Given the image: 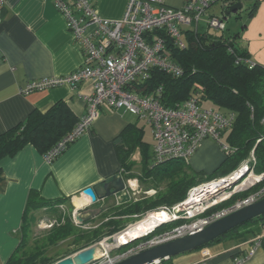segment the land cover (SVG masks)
I'll list each match as a JSON object with an SVG mask.
<instances>
[{
  "label": "crops",
  "instance_id": "crops-1",
  "mask_svg": "<svg viewBox=\"0 0 264 264\" xmlns=\"http://www.w3.org/2000/svg\"><path fill=\"white\" fill-rule=\"evenodd\" d=\"M255 1L258 7L254 16L247 17L240 30L231 36L236 38L242 53L256 65L264 67V0H245L242 4L243 9H248ZM91 2L102 18L120 20L126 13L129 0ZM183 3L184 0H166V5L174 9L181 8ZM214 8H217L216 11ZM223 10L222 2L216 3L208 11V16L219 17ZM83 65L80 44L51 0H8L6 7L0 10V135L25 124L33 112L46 114L59 103L66 104L78 121L84 117L87 113L85 98L93 94L91 82L81 83L76 88L63 86L26 96L21 94L31 81L65 77ZM128 127L134 128V137L138 135L141 143L127 161L128 165L124 166L119 147L124 145L127 150V143H123L121 136ZM150 136L153 139L152 130ZM152 141L153 145L146 142V128L142 120L123 110L103 107L92 127L55 162L48 164L44 155L31 145L25 146L13 157L2 159L0 264H6L20 245L22 220L31 191L39 192L50 201L68 198L69 202L59 208L70 207L73 210L71 221L81 229L92 223L84 225L86 221L97 217L93 216L94 208L101 207L110 198L114 197L117 201L123 198L122 204L150 200L149 192L154 190L155 182L146 179L144 174L154 164V139ZM226 159L216 142L208 139L190 159L189 167L192 172L217 179L227 176L218 174L222 172L219 170ZM118 174L122 176L126 189L105 198L104 185ZM88 188L95 190L99 202L90 204L89 198L83 195ZM139 192L147 197L141 200L130 198L134 194L137 197ZM74 216L80 219L79 225H76ZM235 236L176 258L172 264H195L202 260L203 251L211 255L207 264H233L235 258L247 254L255 238L236 242ZM245 264H264L263 244Z\"/></svg>",
  "mask_w": 264,
  "mask_h": 264
},
{
  "label": "built area",
  "instance_id": "built-area-1",
  "mask_svg": "<svg viewBox=\"0 0 264 264\" xmlns=\"http://www.w3.org/2000/svg\"><path fill=\"white\" fill-rule=\"evenodd\" d=\"M46 1V0H43ZM55 8L63 15L69 31L79 42L84 65L65 77L43 78L29 82L21 90L26 96L37 91L69 86L76 88L84 82H91L93 94L85 98L87 113L75 127L67 133L46 155L48 164L55 162L68 148L76 143L95 123L103 107L111 110H123L146 122L152 130L154 139L153 167L172 160L189 162L208 139L221 148L226 157L236 153V149L227 144L224 134L230 131L236 114H224L212 108L201 106L199 97H190L175 109L161 104L162 88L155 93L146 94L145 85L153 70H159L174 79L184 76V70L173 59L167 48V39L179 49L188 47L186 35L200 33L204 24L207 32L223 34L226 24L223 19L208 16L210 8L222 0H184L179 9L170 8L166 0H129L127 10L120 20L102 18L95 10L91 0H51ZM8 0H0V10ZM233 54L237 65L254 68L256 64L248 57ZM264 121V120H263ZM253 165L256 164L252 152ZM250 170L242 163L227 176L204 182L192 188L187 198L172 206H162L153 212H147L139 223L151 220L153 216H162L152 229L145 231L138 239L121 244L117 238L128 234L135 228L131 226L114 238L103 239L113 249L105 250L96 256L90 264H119L144 251L159 245L192 236L203 231L211 224L227 217L235 211L253 205L264 199V186L247 197L235 201L230 207L216 209L231 202L239 194L259 187L264 181V173L256 177L254 167ZM249 175V176H248ZM253 184L242 186L250 177ZM154 195L155 192H149ZM90 204H94L91 198ZM133 195V194H132ZM135 198V194L130 196ZM100 199L98 198L97 202ZM118 205L123 202L118 199ZM76 225H79L74 216ZM173 228L157 233L165 227ZM264 235H257L253 246L243 257L234 259L233 264H245L262 247ZM111 243L108 244V242ZM140 241L139 244H131ZM102 243L96 245L102 247ZM104 243V244H105ZM127 248L126 250H124ZM116 253L113 254V252ZM75 255V254H74ZM211 255L203 251L202 260L195 264H207ZM154 264H163L156 262Z\"/></svg>",
  "mask_w": 264,
  "mask_h": 264
},
{
  "label": "trees",
  "instance_id": "trees-1",
  "mask_svg": "<svg viewBox=\"0 0 264 264\" xmlns=\"http://www.w3.org/2000/svg\"><path fill=\"white\" fill-rule=\"evenodd\" d=\"M243 1L245 0H222L224 16L221 19L225 20L227 18L225 12L229 7ZM257 7L258 2L255 1L252 6L246 9L248 17L254 16ZM186 38L189 44L184 50L175 47L167 39V48L174 61L184 70V76L174 79L159 70H153L149 81L145 85L146 94L155 93L157 89L162 88L161 104L170 109H175L190 97L196 96L199 97L200 104L203 107L204 104L209 103L212 105V109L216 111L224 114H236L237 118L233 128L224 134L225 142L235 148L236 153L227 157L219 170L222 172L218 174L228 175L233 172L252 152H254L257 159L254 170L257 174H263L264 67L256 65L254 68H249L235 63L236 57L229 53V48L234 49L235 55L242 57H247V55L240 51L234 36L226 37L224 34L205 31L196 35H188L187 33ZM77 123V118L64 103L57 104L46 114L33 112L25 124L0 135V161L6 157L15 156L27 145L33 146L40 154L46 155ZM133 129V127H128L121 136L123 143L125 141L127 143L126 151L124 145L119 147V154L124 166L128 165L126 164L127 161L136 150L138 143L139 145L141 143L138 135L136 138L134 137L135 132ZM144 177L154 180L155 185L158 186L166 183L165 192L159 194L153 200L128 204L124 208L114 209L109 215L99 216L102 222L92 231H82L81 228H77L72 221L68 220L64 226L50 232L43 243L35 244L36 248L34 247L32 251L29 250V235L32 222L36 220L35 213L44 210L55 211L60 205L67 204L69 199L45 200L39 192L31 191L22 220L20 245L6 264H53V261L47 259L48 250L51 247H57L61 242L70 238H72L71 245L73 249L66 252L61 260L73 256L96 245L104 236H112L121 231L123 223L116 220L117 218L137 216L162 206L172 207L184 201L192 188L214 179L192 172L189 162L181 160H172L147 169ZM1 180L2 173L0 171V182ZM262 184L264 186V181ZM249 192L241 197H247ZM239 197L240 195L236 196L231 202ZM227 203L216 209L225 207L224 205ZM90 222L95 223L96 221L95 219H89L84 225ZM251 224H257L261 229L264 228V215L242 227ZM239 229L241 227L204 248L220 243L229 236L238 233ZM159 231L161 229L157 233ZM249 235H252L250 237L257 236L255 231H248L245 235L241 234L236 239L245 242ZM262 244L264 248V238Z\"/></svg>",
  "mask_w": 264,
  "mask_h": 264
},
{
  "label": "rangeland",
  "instance_id": "rangeland-1",
  "mask_svg": "<svg viewBox=\"0 0 264 264\" xmlns=\"http://www.w3.org/2000/svg\"><path fill=\"white\" fill-rule=\"evenodd\" d=\"M246 7H247V5H246ZM216 9L217 8H214V11H216ZM219 15H220L219 18H223V16H224L221 13H219ZM247 17H248V14H247V11H246L245 8L242 11H240L239 13H237V14H233L232 16L227 17L224 20V22L226 24V31L223 34L225 36H227V37H230L231 34L236 32L237 30H240V28L243 25L244 21L247 20ZM205 31H206V27H204V24H201L200 33H203ZM212 32L216 33L213 30H212ZM204 107L213 108L212 105L209 104V103L204 104ZM132 117L136 118L134 115H132ZM142 124L146 128V142H148L149 144L152 143V145H153V141H152L153 139L150 136L151 128L149 129V126L144 121H142ZM263 124H264V121H263ZM255 159H256V157H255ZM256 162H257V159H256ZM243 163H245V165H247V168L251 171V168H253L255 166V165H253V162H252V153L250 154V156ZM250 171L248 172L249 175L251 174ZM260 175L261 174H257L255 172V170H254V175L253 176L258 177ZM251 184H253V183H251ZM247 186H249V184ZM262 186H263V184L260 185L259 187L257 186L256 188L251 190L249 192V194L256 192ZM154 187H155L154 190H151V191H154L155 194L151 195L150 200H153V199L157 198L159 196V194H163L165 192V190H166L167 184L163 183V184H160V186L155 185ZM144 189H146V187H144ZM243 194H245V193L239 194L240 197L237 198L235 201H237L239 199H242L243 197H241V196ZM239 195H237V196H239ZM145 197H147V196L143 192H139V194L137 195L136 198L138 200H141V198H145ZM133 200H135V198H133ZM130 202H125V204L118 205V202H117L116 198L113 197V198H110V200L108 199V201L104 202L101 207L94 208L93 216H97V217H95V221L96 222L95 223L92 222L91 224H88L87 226H85L83 229H80V230L87 232V231H92V230L96 229L97 226L100 224V222H102L100 220L101 218L99 216H105L107 214L109 215L116 208H124L128 204H134V202L133 203H130ZM234 202L227 203L226 205H224L225 207H223V208L230 207ZM156 210H158V208L154 209V210H149L147 212H153V211H156ZM147 212L139 214L137 216H132V217H129V218H127V217L117 218L116 220H119V221H121L123 223L122 227H121L122 228L121 231L117 232L116 234H114L112 236H108V237L104 236L103 239L114 238L117 235H119V233H122L123 231H125L128 228H130L131 226L132 227L135 226L137 223H139L141 220L144 219V215ZM72 215H73V210L70 207H68V206H65L63 208H59L58 207V208L55 209V211L54 210L53 211L52 210H44V211H41L39 213H35L36 220L32 222L31 229H30V235H29V239H30V241H29V250L32 251L33 248L35 247V244L43 243L45 241L46 237L50 234V232L54 231L56 228H59L60 226H64L67 223L68 220L71 221L72 220L71 219ZM173 226L174 225H170L168 227H165L163 230L159 231L158 233H161V232H163L165 230L171 229V228H173ZM249 228H250L249 231H253V232L255 231L256 234H258V235H261L263 233V231H264L263 228L262 229L259 228V225H257V224H251V225H248L246 227H241V229H239L238 233L231 235V236L236 235L234 237L235 238L234 241L237 240L236 237L239 235V233L245 235L246 231L248 232L247 229H249ZM250 236H252V235H249V237ZM103 239L100 241L101 243H102ZM71 242H72V238L67 239L64 242H61L57 247H51L48 250V254H47L48 258L47 259H49L50 261H53L52 262L53 264H57L59 261H61V257H63V255H65L66 252H68V251L73 249V246L71 245ZM100 242H98V243H100ZM236 242H239V241L237 240ZM104 243L105 242L102 243V247L100 246V244L98 245V252H100V254L102 252H104L103 249L110 250V249L114 248L112 244L111 245H107V243H105V244ZM139 243H140V241L135 242V243L131 244V246H129V247H133V246H135V245H137ZM232 243H233V241H232ZM126 249L127 248H125L124 250H126ZM114 253H116V251H114L113 254ZM189 254H191V253L184 254V255H181V256H178V257H174V258H172V261L170 263L166 262L165 264H172L173 260H175L176 258H179V257H182V256H188Z\"/></svg>",
  "mask_w": 264,
  "mask_h": 264
},
{
  "label": "water",
  "instance_id": "water-1",
  "mask_svg": "<svg viewBox=\"0 0 264 264\" xmlns=\"http://www.w3.org/2000/svg\"><path fill=\"white\" fill-rule=\"evenodd\" d=\"M243 10V4L239 3L228 8L225 17H230L234 13ZM126 189L125 182L120 174L116 175L110 182L104 185L105 198H110L123 192ZM84 194L89 196L93 203L97 202L98 196L93 188H88ZM264 215V199L238 211L233 212L227 217L211 224L203 231L192 236L171 241L136 256L128 258L119 264H154L164 262L174 257L192 253L204 248L220 238L226 236L231 231L244 226ZM77 220H80L77 218ZM108 243H111L109 241ZM98 246L94 245L86 250L67 257L57 264H90L96 261Z\"/></svg>",
  "mask_w": 264,
  "mask_h": 264
},
{
  "label": "bare ground",
  "instance_id": "bare-ground-1",
  "mask_svg": "<svg viewBox=\"0 0 264 264\" xmlns=\"http://www.w3.org/2000/svg\"><path fill=\"white\" fill-rule=\"evenodd\" d=\"M254 179H256L255 177H250L248 178L243 184L242 186H247L248 184H250ZM165 215H158V216H153V218L151 220H147L143 223H139L135 228H133L132 230L127 231L128 234H124V235H120L117 240L123 244H127L129 241L131 240H135L138 239L142 236V234H144L145 231H148L149 229H152L153 227L156 226L157 221L162 219L161 217ZM131 239V240H130ZM100 255V252H97V256Z\"/></svg>",
  "mask_w": 264,
  "mask_h": 264
}]
</instances>
